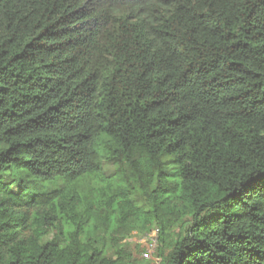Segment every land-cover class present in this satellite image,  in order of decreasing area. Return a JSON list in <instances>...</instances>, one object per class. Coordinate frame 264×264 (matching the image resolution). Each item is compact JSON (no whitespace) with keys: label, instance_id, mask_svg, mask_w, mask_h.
Segmentation results:
<instances>
[{"label":"trees","instance_id":"16d2710c","mask_svg":"<svg viewBox=\"0 0 264 264\" xmlns=\"http://www.w3.org/2000/svg\"><path fill=\"white\" fill-rule=\"evenodd\" d=\"M153 226L162 264H264V0H0V264Z\"/></svg>","mask_w":264,"mask_h":264},{"label":"rangeland","instance_id":"374dc122","mask_svg":"<svg viewBox=\"0 0 264 264\" xmlns=\"http://www.w3.org/2000/svg\"><path fill=\"white\" fill-rule=\"evenodd\" d=\"M102 171L105 176H111L115 172V167L111 163H105ZM50 238L51 236H47L45 240ZM173 242L174 239L161 246L158 230L156 226H153L149 232H137L131 235L119 246H108L106 254L115 258L119 257V264H162L159 259L160 253L162 252L165 257Z\"/></svg>","mask_w":264,"mask_h":264}]
</instances>
